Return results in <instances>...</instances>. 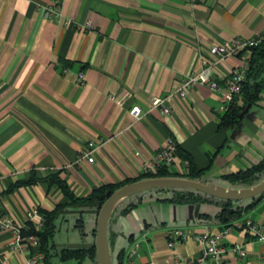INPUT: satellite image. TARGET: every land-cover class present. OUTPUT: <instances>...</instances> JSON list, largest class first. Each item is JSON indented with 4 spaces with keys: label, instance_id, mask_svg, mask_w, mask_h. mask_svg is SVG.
<instances>
[{
    "label": "crops",
    "instance_id": "crops-1",
    "mask_svg": "<svg viewBox=\"0 0 264 264\" xmlns=\"http://www.w3.org/2000/svg\"><path fill=\"white\" fill-rule=\"evenodd\" d=\"M52 2L0 0V215L19 223L32 209L59 206L49 264H99L96 208L68 203L57 185L42 180L49 174L59 172L82 198L102 184L140 176L143 164L172 139L195 170L192 178L181 176L187 161L176 154L169 169L177 178L237 189L264 179V170L250 186L226 178L264 161V98L233 128L219 124L221 92L205 84L171 98L165 118L151 106L174 92L184 74L200 70L212 44L264 31V0H60L72 20L68 26L45 16ZM237 64L239 56L222 60L215 78ZM134 106L142 112L137 120L130 114ZM90 141L98 145L91 163L81 157ZM32 177L31 184H16ZM171 196V190L149 189L116 204L107 228L112 264H120V251L121 264H185L201 251L192 236L226 227L213 200L180 203ZM236 219L264 224V196ZM173 228L189 238L169 247ZM11 238L0 228V264H29L35 249L10 247ZM220 243L227 249L223 261L201 264H264V246L247 231L231 228ZM233 246L246 255L238 257ZM61 248L92 253L61 260L53 254Z\"/></svg>",
    "mask_w": 264,
    "mask_h": 264
},
{
    "label": "built area",
    "instance_id": "built-area-1",
    "mask_svg": "<svg viewBox=\"0 0 264 264\" xmlns=\"http://www.w3.org/2000/svg\"><path fill=\"white\" fill-rule=\"evenodd\" d=\"M45 16L49 19L58 20L68 26L72 23L71 18H65L60 9V0H53L52 4L46 7ZM86 25H89L87 22ZM264 41V31L258 33L251 38H241L232 36L223 41L212 44L207 52V56L201 59V68L198 72H187L181 79L177 89L162 97L155 98L151 102L152 109H156L159 116L165 118L169 115L171 106L169 101L173 97L185 98L188 93L198 84H205L209 88L221 92L222 103L219 106L220 112H225L233 97L237 96L242 88V83L245 80L247 71L250 66L249 51L252 47L258 46ZM239 56V64L229 67L228 73L220 79L215 78V67L227 57ZM84 72L80 71L77 74V81L81 85L84 83ZM130 114L137 120L141 118V109L134 106L130 109ZM89 148H84L81 152V157L87 162H93L94 147L92 141L88 142ZM177 146L172 139H168L164 145L157 150L152 159L143 164V173H155L161 167H170L176 156ZM184 166H187L185 162ZM28 222L32 223L35 231L41 229L44 222V216L38 209L30 210L23 218L22 222H14L7 216L0 215V228L9 229L12 238L8 241L10 247L27 250L28 248L35 249L34 254L29 259V264H39L43 260V255L39 251V242L35 235H23V231L27 228ZM231 228H237L247 231L255 240L262 243L264 246V224L254 222L250 219H236L230 225L223 228L221 231L210 233L208 231L200 233L192 238L201 246L200 254L196 258H191L185 264H201L207 258H213L218 262L223 261L227 249L220 243L221 239L230 231ZM189 236L179 228L171 229L167 234V244L169 247L175 243L188 239ZM137 244L129 250V255L134 253ZM231 252L236 253L238 257L246 255L241 246H233ZM45 264V263H43Z\"/></svg>",
    "mask_w": 264,
    "mask_h": 264
},
{
    "label": "trees",
    "instance_id": "trees-1",
    "mask_svg": "<svg viewBox=\"0 0 264 264\" xmlns=\"http://www.w3.org/2000/svg\"><path fill=\"white\" fill-rule=\"evenodd\" d=\"M250 66L247 71L244 82L242 83V88L240 93L233 97L230 102L228 109L220 115V125L226 128L235 127L244 117L247 109L253 104L257 103L263 97L264 92V77L262 73L264 71V41H262L258 46L252 47L249 51ZM176 154H178L182 160L188 162L186 169L183 171V175L188 178H192L195 175V170L192 166V162L187 154H183L177 147ZM264 170V161L259 162L253 166H250L244 170H239L228 175L226 178L232 185H242L250 186L257 183L261 172ZM59 172L49 174L42 178L49 185H57L64 195L68 198V203H86L91 204L96 208L98 212L105 200L118 188L124 186L125 184L131 183L133 181L141 180L143 178H153V177H176L175 174L168 167H161L155 173H142L136 178L126 179L122 182L113 184H102L92 191H90L86 196L82 198H77L73 195L70 188L67 186L66 182L58 175ZM198 173V172H196ZM34 177L30 179L20 180L16 184H31L35 182ZM171 190L172 196L170 200L173 202L180 203H196L206 200H213L216 204L220 206V210L216 215L219 222L224 223L228 226L230 222L242 215L243 212L247 211L254 205H256L264 196V192L256 195L254 197L248 198L247 204H242L243 200H227L222 198H217L210 196L208 194L199 192L197 190L186 189V188H162L159 190ZM234 203H240L238 205H233ZM59 206L53 210H39L44 216V222L40 230L35 231V227L32 223L28 222L27 228L22 232L23 235L33 234L36 236L39 242V250L44 254L45 264H49L48 257L50 250H52V235L54 232V219L56 216V210ZM92 250L83 248H61L55 250L53 253L57 255L61 260L77 259L85 257L86 255H91ZM124 257L123 251H120L118 255L119 262L121 264Z\"/></svg>",
    "mask_w": 264,
    "mask_h": 264
},
{
    "label": "water",
    "instance_id": "water-1",
    "mask_svg": "<svg viewBox=\"0 0 264 264\" xmlns=\"http://www.w3.org/2000/svg\"><path fill=\"white\" fill-rule=\"evenodd\" d=\"M186 188L197 190L213 197L227 200H244L264 192V179L249 188H225L214 183H201L191 179L177 177H151L125 184L114 191L98 211L95 226V246L99 264H112L108 241V221L116 204L137 192L149 189Z\"/></svg>",
    "mask_w": 264,
    "mask_h": 264
},
{
    "label": "rangeland",
    "instance_id": "rangeland-1",
    "mask_svg": "<svg viewBox=\"0 0 264 264\" xmlns=\"http://www.w3.org/2000/svg\"><path fill=\"white\" fill-rule=\"evenodd\" d=\"M56 264H61V263L59 261H57Z\"/></svg>",
    "mask_w": 264,
    "mask_h": 264
}]
</instances>
